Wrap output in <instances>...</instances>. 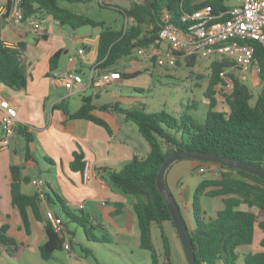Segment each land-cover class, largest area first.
I'll return each instance as SVG.
<instances>
[{
	"label": "trees",
	"instance_id": "1",
	"mask_svg": "<svg viewBox=\"0 0 264 264\" xmlns=\"http://www.w3.org/2000/svg\"><path fill=\"white\" fill-rule=\"evenodd\" d=\"M95 0H22L26 19L41 14L51 15L59 23L79 28L82 26L100 27L97 62L101 68L114 66L123 57L138 58L137 47L163 46L159 40L161 14L165 9L171 14V21L178 27H183L182 16L195 10L209 7L212 12L219 13L231 7L225 0H133L124 8L116 5L101 6L119 10L125 17L122 27L108 24L105 20L94 19L77 12L73 4L89 3ZM10 0H8V6ZM71 5V6H70ZM25 41L17 47L9 46L0 38V83L14 90H25L29 83V73L23 60ZM178 54V52H176ZM63 50L57 51L51 58V71L58 67ZM182 55L179 54L177 64ZM188 65H195L196 56L184 57ZM257 63L264 65L261 49L256 53ZM229 59L214 58L210 64L209 85L205 96L209 100V108L204 119H199L190 113L174 115L167 111L147 112L143 108H124L119 103L103 105L124 114L133 121L146 140L149 152L146 157L134 156L123 169L116 171L103 168V177L107 183L120 189L123 193L135 197L134 211L140 230V248L151 253L152 264H159L163 256L166 264H174L172 249L163 223L174 222L168 204L159 191L156 178L162 162L173 152L179 150H201L238 158L250 164L264 167V84L255 98L251 87L234 72L228 74L232 81V89L223 87L225 80L221 72L233 65ZM123 78L134 77L140 72L119 71ZM263 77V74L261 75ZM218 92H221L222 103L228 109H217ZM62 107V106H61ZM69 118H85L101 124L109 131L108 123L93 114L95 105L91 96L83 97L82 106L72 112L68 107H62ZM18 133L24 138L25 165L35 161L33 143L35 136L25 124H19ZM204 164L218 165L221 170L218 175L204 178L195 188L192 200L194 228L191 229L194 243V253L199 264H237L243 255L245 264H264V251H248L241 253V247H251L259 227L264 230V179L242 169L201 161ZM86 165L84 153L74 152L70 167L74 171H84ZM22 167L11 165V201L18 208L23 227L31 233L29 210L32 209L36 219L43 220L39 214V203L42 200L35 192H23L22 185L28 181L22 176ZM166 182V180H165ZM47 196V194H46ZM223 197L224 207L215 216L206 217L203 198ZM51 202H57L66 218L81 226L88 240H99L93 233L97 227L91 215L84 209H74L59 194L50 196ZM121 204H117L120 207ZM58 217V216H57ZM60 219V217H58ZM66 226V223L61 220ZM160 230L161 249L158 250L153 229ZM8 224L0 225V246H5L10 254H16L20 245L8 234ZM47 240L40 246L39 252L43 259H50L57 250L64 248L66 238L57 232L49 219L45 222ZM67 232L70 233L67 229ZM177 233V232H176ZM178 236V233H177ZM179 237V236H178ZM102 240V238H100ZM264 244V240L262 241ZM70 246L73 237L69 235ZM85 256H93L99 262L94 251L82 246ZM188 264V262H186Z\"/></svg>",
	"mask_w": 264,
	"mask_h": 264
},
{
	"label": "crops",
	"instance_id": "2",
	"mask_svg": "<svg viewBox=\"0 0 264 264\" xmlns=\"http://www.w3.org/2000/svg\"><path fill=\"white\" fill-rule=\"evenodd\" d=\"M132 1L116 0L115 5L124 8ZM7 5L8 0H0V10ZM34 18L39 21L37 26L32 24L31 18L14 24L0 16V38L13 47L25 41L26 47L22 57L30 75L25 90H14L0 83V100L8 99L16 106L20 124L27 125L35 136L33 143L35 161L30 165H25L24 138L18 131L12 137L10 145L0 149V225L8 224V232H13L18 237L19 241L16 240L20 243V249L16 254L20 255L30 248L39 251L40 246L48 238L45 230V222L48 219L46 212L51 210L66 223L68 231L73 233H68L73 237V244L69 250L65 248L57 250L50 259L65 257L71 264L77 262L97 264L96 261L94 263L89 260L90 256L83 257L75 253L76 231L70 228L66 218L56 211L55 205L58 203L51 202L48 198L49 194L52 197L59 194L70 207L82 208L89 213L97 226L95 229L102 233L98 236L94 232L95 229L93 230V233L99 237L97 241H90L86 237L85 246L92 249L94 254L95 249L99 251L101 246L91 243L99 241L104 244L112 241L135 253L140 248V230L134 211L135 197L109 185L103 177V168L120 171L134 156L146 157L149 146L133 121L128 120L124 114L111 108H102V106L119 103L124 108L133 109L144 105L140 97H136L130 88H126L125 79L128 78L122 77L102 86H98L96 82L103 71H138L140 73L134 76L137 77L144 70L149 69L151 73L150 67L156 64L144 58H136L132 60V67L124 70L116 64L109 68H101L97 62L101 30L95 35H89L86 32H80L78 28L59 23L48 14H41ZM80 49L84 50V59L79 57ZM60 50H63V54L59 59L58 67L51 71L50 58ZM70 56H76V59L71 61ZM67 68L75 69L84 80L83 84L73 91L53 83L54 72ZM242 74L250 78L252 82L258 80L252 71ZM84 96L92 97L95 105L93 114L104 119L110 131L89 119L69 118L66 115L62 107L66 106L74 112L82 106ZM17 145L23 146L21 156ZM76 151H82L85 161L90 164L91 178L87 183H84L82 171H74L70 167ZM14 164L20 165L23 168L22 176L28 178V181L22 185L23 192L34 194L39 179H43L46 185L45 197L40 201L38 208L43 220L36 219L33 210H29L30 234L23 227L20 212L11 201L10 167ZM202 168L206 170V173H201ZM220 170L218 165L204 164L193 159L177 161L167 170L166 184L174 194L190 229H193L195 224L192 211L195 188L204 178L218 175ZM209 172H211L210 175ZM206 197L203 198V205L206 217L210 218L224 207V202L221 196L212 198L213 201L210 203L213 205L212 211H209V207L204 203ZM217 198H219L218 206H215ZM118 203L121 204L120 207L117 206ZM59 207L61 209L60 205ZM163 225L170 244L181 245L172 223L165 221ZM263 240L264 230L258 227L252 246L240 248L241 253L264 251ZM103 248L111 250L108 245H103ZM7 255L13 254L9 253L7 247L0 246V263L3 259L8 261ZM241 257L243 258V255Z\"/></svg>",
	"mask_w": 264,
	"mask_h": 264
},
{
	"label": "built area",
	"instance_id": "3",
	"mask_svg": "<svg viewBox=\"0 0 264 264\" xmlns=\"http://www.w3.org/2000/svg\"><path fill=\"white\" fill-rule=\"evenodd\" d=\"M95 2L99 6H110L115 5L116 0H95ZM0 16L14 24L26 20L22 0H10V5L0 10ZM31 19L33 25L39 24L37 19ZM182 22L183 27L175 25L171 21V14L164 9L158 36L166 46L137 47L135 49L137 57L150 60L153 64L167 66H175L179 54L182 57L194 55L201 60L225 58L234 62L221 72L225 80L223 87L226 90L232 89V81L228 74L235 69L242 73L252 71L258 81L264 84V65L256 61L258 47L262 51L264 60V0H241L240 5L219 13L212 12L209 7L202 8L192 13H185ZM79 54L80 58H85L83 49H80ZM74 59L76 56L69 57L71 61ZM121 78L117 70L103 71L96 84L102 86ZM53 80L54 85H63L68 91H73L84 82L81 74L72 68L55 71ZM19 124L16 106L8 99L0 100V149L10 145ZM201 171L205 169L202 168ZM90 178V164L86 162L83 171L84 183L89 182ZM45 186V181L39 179L36 192L41 199L45 197ZM46 216L54 229L66 238L64 248L69 250L66 226L51 210L46 212Z\"/></svg>",
	"mask_w": 264,
	"mask_h": 264
},
{
	"label": "rangeland",
	"instance_id": "4",
	"mask_svg": "<svg viewBox=\"0 0 264 264\" xmlns=\"http://www.w3.org/2000/svg\"><path fill=\"white\" fill-rule=\"evenodd\" d=\"M197 2L201 0H195ZM225 3L230 7H235L241 4V0H225ZM71 6V5H70ZM88 6V8H86ZM79 13H83L94 19L105 20L108 24L122 27L126 23V17L117 9L111 7H101L94 3H80L73 4L71 6ZM80 32H86L87 34L95 35L100 27L82 26L78 28ZM165 46V44H164ZM132 60L136 58L123 57L118 60L116 65L124 70L127 67H132ZM212 59L201 60L198 59L195 65H188L184 57L180 59V62L175 66L157 65L150 67L152 72L144 70L141 75L133 78L125 79L126 88H130L132 94L136 97H140L143 107H146L147 112H161L167 111L174 115H181L183 113H190L196 118L204 119L209 108V100L205 96V91L209 85L210 76V64ZM244 82H246L252 89L255 98L262 89L260 81L252 82L250 78L243 75L240 70L235 69L233 71ZM218 104L217 109H228L226 104L222 103L221 92H218L217 96ZM140 107V108H143ZM139 108V107H138ZM17 150L21 156L23 152V146L17 145ZM206 171V170H205ZM202 171L201 173H206ZM211 172L208 174L210 175ZM219 198L215 200V206H218ZM212 198L206 197L204 199L205 205L209 207V211H212ZM56 211L62 216H65L64 212L60 209L59 205H55ZM67 224L70 228L76 231L74 250L78 255L85 257V253L82 250V246L86 245V234L81 226L77 223L71 222L66 218ZM95 234L101 236L102 233L98 230H94ZM160 230L158 228L153 229V238L158 250L161 249L159 237ZM8 234L18 240V237L13 232ZM19 241V240H18ZM181 241H179L180 244ZM20 244V243H19ZM101 246V249L97 251L95 249V256L102 264H152L151 253L146 249L139 248L133 253L131 249H127L124 246L117 245L112 241L108 244L104 242L91 243ZM103 245H108L111 250L103 248ZM247 248V247H241ZM172 260L174 264H187L184 249L181 245L172 243ZM8 261L3 259L0 264H71L65 257L58 259H43L40 256V252L37 249L30 248L20 255L13 254L7 255ZM80 260V259H79ZM90 261L95 263L93 256L89 257ZM83 264V262H81ZM80 264V263H74ZM159 264H166L163 256L159 258ZM237 264H245L244 259L241 257Z\"/></svg>",
	"mask_w": 264,
	"mask_h": 264
},
{
	"label": "water",
	"instance_id": "5",
	"mask_svg": "<svg viewBox=\"0 0 264 264\" xmlns=\"http://www.w3.org/2000/svg\"><path fill=\"white\" fill-rule=\"evenodd\" d=\"M193 159L198 161H207L213 163H220L224 166L234 167L245 170L252 174H255L264 179V167L256 166L240 160L238 158H229L220 154L204 152L201 150H179L173 152L167 157L161 164L156 178L159 191L163 194L164 200L168 204L174 226L182 243L186 260L188 264H199L194 253V243L192 239L191 229L189 228L181 208L172 193L168 188L165 178L169 167L180 160Z\"/></svg>",
	"mask_w": 264,
	"mask_h": 264
}]
</instances>
